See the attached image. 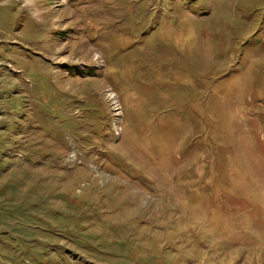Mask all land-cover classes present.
I'll use <instances>...</instances> for the list:
<instances>
[{
    "label": "rangeland",
    "instance_id": "rangeland-1",
    "mask_svg": "<svg viewBox=\"0 0 264 264\" xmlns=\"http://www.w3.org/2000/svg\"><path fill=\"white\" fill-rule=\"evenodd\" d=\"M77 1L0 0V264H264V0Z\"/></svg>",
    "mask_w": 264,
    "mask_h": 264
},
{
    "label": "trees",
    "instance_id": "trees-1",
    "mask_svg": "<svg viewBox=\"0 0 264 264\" xmlns=\"http://www.w3.org/2000/svg\"><path fill=\"white\" fill-rule=\"evenodd\" d=\"M77 2H80V3L78 4V7H77L78 12H75V17L78 14H80L81 17H82V20L81 21L84 24L85 34L88 36V38L91 41H99L98 39L95 38V36L92 35L93 34L92 27L95 26V25H91V22H92L91 21V18L89 17V15H87L86 13L83 12L84 9H85V5H87L88 1H86V0H80V1H77ZM108 2H110L112 5H114L117 2V0H109ZM254 12H255V10L252 11V13H254ZM259 14H261V16H259ZM75 17L73 19H75ZM256 17L261 18V23H260L257 31L254 34L258 35V37H260V39L262 41H264V9H261L259 11V13H258V16H256ZM69 37L72 38L71 39L72 41H80L78 39V37H79V31H78V29L73 30V28H71V30H70V36ZM52 40H56V39H52ZM125 46H126V43L124 44L123 47H125ZM105 49H106V47L104 48V50Z\"/></svg>",
    "mask_w": 264,
    "mask_h": 264
}]
</instances>
